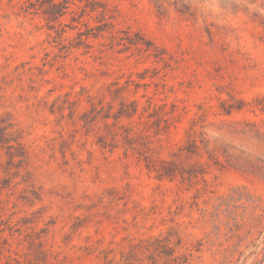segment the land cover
<instances>
[{
    "label": "rangeland",
    "instance_id": "374dc122",
    "mask_svg": "<svg viewBox=\"0 0 264 264\" xmlns=\"http://www.w3.org/2000/svg\"><path fill=\"white\" fill-rule=\"evenodd\" d=\"M67 1L0 0V264H264V0Z\"/></svg>",
    "mask_w": 264,
    "mask_h": 264
},
{
    "label": "trees",
    "instance_id": "16d2710c",
    "mask_svg": "<svg viewBox=\"0 0 264 264\" xmlns=\"http://www.w3.org/2000/svg\"><path fill=\"white\" fill-rule=\"evenodd\" d=\"M40 6L43 7V13L47 20L52 21L58 19L63 12L62 11H54L50 10V8H64L67 7V0H36ZM261 111H264V105H256Z\"/></svg>",
    "mask_w": 264,
    "mask_h": 264
}]
</instances>
